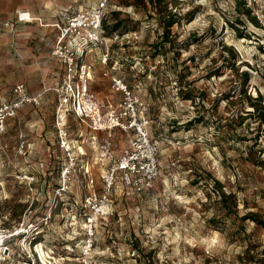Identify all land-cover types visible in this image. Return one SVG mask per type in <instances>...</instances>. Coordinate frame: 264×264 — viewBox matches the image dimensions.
I'll use <instances>...</instances> for the list:
<instances>
[{
	"label": "rangeland",
	"instance_id": "1",
	"mask_svg": "<svg viewBox=\"0 0 264 264\" xmlns=\"http://www.w3.org/2000/svg\"><path fill=\"white\" fill-rule=\"evenodd\" d=\"M77 3L0 0L1 99L16 82L43 87L38 62L47 60L49 35L41 39L38 24L18 21L17 10L38 17ZM167 11L177 15L169 30L148 2L110 0L103 19L108 67L148 104L158 159L152 188L139 192L118 177L103 191V135L93 138L71 115L66 136L84 153L76 154V170L61 175L68 159L52 90L7 122L0 137L7 144L0 149L2 225L41 232L46 264H264V0H167ZM101 68L92 89L109 97L111 79ZM131 139L130 132L112 133L114 154ZM88 195L105 198L101 212ZM20 236L11 238L13 248L28 251Z\"/></svg>",
	"mask_w": 264,
	"mask_h": 264
},
{
	"label": "built area",
	"instance_id": "2",
	"mask_svg": "<svg viewBox=\"0 0 264 264\" xmlns=\"http://www.w3.org/2000/svg\"><path fill=\"white\" fill-rule=\"evenodd\" d=\"M73 5L59 9L53 16L54 20L42 22L41 17L31 16L29 11L17 13L20 22L37 20L42 27L50 28L49 53L51 58L58 63L61 70L59 78L48 87L39 91H31L24 82L12 85L10 96L0 98V137L6 130L8 120L26 105H37L42 95L52 90L55 93V125L58 129L60 147L67 153L68 164L62 168L60 174L69 175L76 170V154H83L81 149L73 151L74 144L67 138L64 130L65 118L71 115L84 124L95 138L102 133L103 156L106 157L104 176L102 181L103 191L109 193L119 177L123 184L131 186L137 191L149 190L153 187L158 173L157 145L152 141L148 132L147 109L148 104L134 95L130 87L115 75L108 67L109 41L103 28V19L110 7V0H75ZM11 27L13 23H10ZM47 36V35H46ZM46 36L42 35L41 39ZM97 64L101 65L103 76L111 79V88L119 93L114 100L100 95L91 88ZM121 94V96H120ZM132 133L130 145L121 155L116 156L111 149V136L114 132ZM82 133H79L81 137ZM7 146L0 142V149ZM89 173V169H85ZM89 187H93V178H89ZM105 198L95 199L92 195L86 197L87 202L96 212H101ZM100 207V208H99ZM93 219L87 220L89 235H92ZM0 217V264H46L42 259L37 239L42 236L37 229L35 234H28L31 224L27 227L10 231L2 225ZM31 228V227H30ZM23 230V231H21ZM21 232V233H20ZM19 239L29 241V250L20 244V248H13L10 240L17 235ZM28 237V239H27ZM32 245V247H31ZM43 245V244H42ZM91 240L87 248L91 247ZM7 251V252H6ZM50 263V261H48ZM51 264V263H50Z\"/></svg>",
	"mask_w": 264,
	"mask_h": 264
},
{
	"label": "crops",
	"instance_id": "3",
	"mask_svg": "<svg viewBox=\"0 0 264 264\" xmlns=\"http://www.w3.org/2000/svg\"><path fill=\"white\" fill-rule=\"evenodd\" d=\"M69 6V5H68ZM68 6H59V7H49V8H47V9H45V10H43L39 15H38V17H41V19H42V22H45V21H47V22H50V21H53L54 20V16H53V14L56 12V11H58L59 9H62V8H66V7H68ZM27 11H29V10H27ZM18 12H26V11H22V10H17V12H16V15H15V17L17 16V13ZM29 13H30V15H32V16H34L33 14H32V12L31 11H29ZM35 17V16H34ZM37 24H38V26L41 28V35H49L50 34V28H46V27H42L40 24H39V22L37 21V20H34ZM33 22V21H32ZM22 23H31V22H22ZM47 48H48V50H47V60H45V61H41V62H38L39 63V69H38V72H39V82H42L43 83V87H48V86H51V85H53V83L59 78V74H60V72H61V70H60V68H59V65H58V63H56L52 58H51V56H50V53H49V45H47ZM45 76H51V78H52V80L54 79V82L52 83V84H50V85H46V82H44V80H45ZM26 83V82H25ZM97 84V81H95L94 82V80H93V82L91 83V88H94V86ZM27 85V84H26ZM28 86V85H27ZM29 87V86H28ZM42 86H41V88L40 89H37L36 91H39V90H41L42 88H43ZM29 89L31 90V91H34V90H32L30 87H29ZM36 91H34V92H36ZM49 91V90H48ZM96 92H98L100 95H104V96H107V94H104V93H102L100 90L98 91V90H95ZM47 92V91H46ZM54 93V92H53ZM55 94V93H54ZM111 99H116L118 96H119V93L118 92H116V91H114L113 89H111V92H110V94L108 95Z\"/></svg>",
	"mask_w": 264,
	"mask_h": 264
},
{
	"label": "trees",
	"instance_id": "4",
	"mask_svg": "<svg viewBox=\"0 0 264 264\" xmlns=\"http://www.w3.org/2000/svg\"><path fill=\"white\" fill-rule=\"evenodd\" d=\"M137 3H142L143 5L148 2L152 5V8L156 10L160 18V22L169 30V27L173 25L175 22V18L177 15L171 11H167L163 14V10L167 7V0H136ZM119 26V23H114L111 29H116ZM166 30V31H167ZM244 79H248V73L245 71L243 72ZM260 122L264 124V108H261L260 115H259Z\"/></svg>",
	"mask_w": 264,
	"mask_h": 264
},
{
	"label": "bare ground",
	"instance_id": "5",
	"mask_svg": "<svg viewBox=\"0 0 264 264\" xmlns=\"http://www.w3.org/2000/svg\"><path fill=\"white\" fill-rule=\"evenodd\" d=\"M22 15H23V13H22ZM38 247H39V246H38ZM38 247H37V248H38ZM38 249H39V252H40V255H41L42 259H43V260H46V257H45V254H44V251H42L40 247H39ZM45 253H46V252H45Z\"/></svg>",
	"mask_w": 264,
	"mask_h": 264
}]
</instances>
